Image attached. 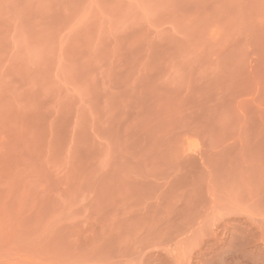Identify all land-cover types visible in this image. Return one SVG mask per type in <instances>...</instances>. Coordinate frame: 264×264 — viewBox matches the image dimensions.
<instances>
[{
  "label": "rangeland",
  "instance_id": "obj_1",
  "mask_svg": "<svg viewBox=\"0 0 264 264\" xmlns=\"http://www.w3.org/2000/svg\"><path fill=\"white\" fill-rule=\"evenodd\" d=\"M0 264H264V0H0Z\"/></svg>",
  "mask_w": 264,
  "mask_h": 264
}]
</instances>
